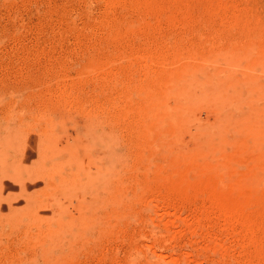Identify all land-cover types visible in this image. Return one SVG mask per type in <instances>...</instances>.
Masks as SVG:
<instances>
[{
	"label": "rangeland",
	"instance_id": "obj_1",
	"mask_svg": "<svg viewBox=\"0 0 264 264\" xmlns=\"http://www.w3.org/2000/svg\"><path fill=\"white\" fill-rule=\"evenodd\" d=\"M157 1L163 17L174 13L179 20L211 4ZM229 1L238 4V15L245 13L230 31L219 24L232 20L218 16L219 23L207 30L177 26V32L143 35L135 28L118 36L125 21L145 22L153 1L113 4L110 10V0H0V264H246L251 254L264 256V235L246 238L200 195L173 200L144 194L148 177L173 175L181 165L192 182L210 165L218 194L237 184L239 169H255L261 179L251 184L264 189V26L248 25L251 17L258 21L262 2ZM114 47L124 66L118 73L110 70L121 79L136 74H129L133 84L125 85L126 96L115 100L111 87L117 76L110 70L113 75L104 80L93 71L79 72L89 61H111ZM150 56L184 59L172 60L170 68L191 70L192 83L149 101L139 84L141 59ZM136 60L141 66L134 68L142 69H129ZM111 93L113 104L132 117L130 127L140 117L145 136L143 129L110 124V113L101 119L85 115L95 107L94 98L98 105ZM66 95L69 103L59 101L57 96ZM174 201L176 209L170 206ZM252 206L239 219L242 224L264 217L263 201Z\"/></svg>",
	"mask_w": 264,
	"mask_h": 264
},
{
	"label": "bare ground",
	"instance_id": "obj_2",
	"mask_svg": "<svg viewBox=\"0 0 264 264\" xmlns=\"http://www.w3.org/2000/svg\"><path fill=\"white\" fill-rule=\"evenodd\" d=\"M105 1H109V0H105ZM136 2L137 4L138 3H145V2H148V1H153V6L150 8V11L148 12V14L145 16V22H140L138 24H135L134 22H132V18H131V22L130 21H125L122 25L123 27L121 29L118 30V34L116 35H120V36H127V35H131V33L135 32V28L138 30L137 34L140 33V34H148V32H152L154 34L156 33H160V31H166L168 32V30H174V31H179L177 30V26H180L183 29H186V30H191V31H195L196 29L198 30H201V29H204L206 26L208 27V25L210 26L211 22H218L221 20L220 22V28L225 31V30H233L234 28H237L239 25H240V22H238L237 18H240V17H243L245 16V13L243 12L242 10V13L241 15H238L237 14V10H236V6L238 5L237 3H235L236 1L239 2V1H243V0H236L235 2L233 1V3H235L234 5L232 3H230V1H226V0H210V6L209 8L207 9V6H206V9H204L203 11L201 10L200 8V11L199 13L195 14V13H192V12H189V14H184V17L181 18V20L178 19L177 17V14L175 15L174 13L170 14L169 16H165L163 17L162 14L160 13V9L162 8L161 4H159V2L157 0H121V1H117V0H110V3L108 4L110 7H115L113 4H117L122 6L123 7L126 6L127 7H131V5H129V3L131 2ZM252 1V0H251ZM261 3V6H260V9H258V13H257V22L256 21H253L251 17L250 19V23L248 24L249 27H261V26H264V0H258ZM169 2V1H168ZM247 2V1H246ZM171 3V2H169ZM171 9H173V6L174 4H169ZM188 3V2H187ZM248 3V2H247ZM245 3V4H247ZM250 4V3H249ZM247 4V5H249ZM254 4V3H253ZM107 5V4H105ZM164 5V4H163ZM200 4L198 3V6ZM252 5V4H251ZM250 5V6H251ZM260 5V4H259ZM109 6L106 7L107 9H109ZM176 6V4H175ZM111 7V8H112ZM164 7H168V6H164ZM239 7V6H238ZM237 7V8H238ZM255 7V6H254ZM105 8V9H106ZM110 10H113V8ZM117 8V7H116ZM195 8V6H194ZM104 9V11H105ZM196 9V8H195ZM127 10V9H126ZM194 10V9H193ZM240 10V9H239ZM198 10H195V12H197ZM249 11V10H248ZM247 11V12H248ZM254 11V9H253ZM251 11V12H253ZM107 12V11H106ZM105 12V13H106ZM240 12V11H239ZM237 14V15H236ZM249 14V12H248ZM254 14V12L252 13ZM255 15V14H254ZM218 16H225L229 17L230 20L232 21H222V20H225L224 18L223 19H220L218 20ZM248 17V16H247ZM130 18V17H129ZM162 19L165 23L162 22ZM243 19V21L241 22H244L245 20V17L244 18H241V20ZM249 19V18H247ZM128 20V19H127ZM141 20V19H140ZM150 20H153L151 23ZM240 21V20H239ZM249 21V20H248ZM257 23V25H255ZM167 25V26H164V25ZM109 25V24H108ZM139 26V27H137ZM213 25L211 24L210 27H212ZM214 27V26H213ZM212 27V28H213ZM201 28V29H200ZM207 30V28H205ZM204 29V30H205ZM117 30V29H116ZM135 30V31H134ZM181 30V31H182ZM197 31V30H196ZM116 33V32H115ZM199 33V31H198ZM115 35V36H116ZM129 37V36H128ZM151 46H153L152 44H150ZM149 45V46H150ZM150 46V47H151ZM149 47V48H150ZM115 51L113 52V58L111 61H109L107 63V60H106V63H104V60H103V63H100L98 64L96 61L98 60H95V64L97 63L98 65H95L93 64L92 62L90 63L89 61V64L88 65H85L84 67L82 66V69L81 71L79 72H83V73H86V72H90V71H93L94 73H96V75H99V78H102V80L105 79V77H109L111 75H113L112 77H114L115 75H119V74H115L113 73L114 71L116 73L120 72V70L123 68L124 65H122V63H120V61H118V49H116V47H114ZM152 48H150L151 50ZM118 50V51H117ZM149 50V51H150ZM154 50V49H153ZM148 52V51H147ZM153 54V53H152ZM141 56V55H140ZM145 56V55H144ZM166 58H163L162 60H158L156 57L154 56H150L148 57L149 59L147 61H145L143 59V61L145 62H142V59H141V65H143V69L141 67H138V68H141L143 70V73H140L142 74V79H141V82H140V87H143L141 91H143V93L147 94L145 96H147V98L149 99L150 101V98H151V101H153L155 98H157V96H159L160 94H164L167 90H179L180 88L184 87V86H187L189 84L192 83V71L189 70L188 68L184 69L183 71H179L177 70L176 68H170L172 66V64H179L180 61H183V60H179L177 59L176 57H169V56H165ZM136 59V57H134ZM133 58V59H134ZM140 58V57H139ZM138 58V59H139ZM146 58V57H145ZM147 59V58H146ZM140 60V59H139ZM172 60H173V63H172ZM137 61V60H136ZM129 62V66L130 67L129 69L133 70V68L135 67L134 64L137 63L139 64L140 62L137 61V62ZM94 62V61H93ZM139 62V63H138ZM136 65V64H135ZM140 65V64H139ZM140 65V66H141ZM164 66V68L162 67L161 69L158 68L159 66ZM157 66V70L158 71H155V68ZM134 68L135 70L134 71H137L138 69ZM112 69V71L110 70ZM108 70H110L113 74H111L110 72H108ZM122 71V70H121ZM130 71V70H129ZM133 71V73H134ZM62 72V71H61ZM127 72V71H126ZM62 74V73H61ZM89 74V73H88ZM128 74V73H127ZM131 74V73H129ZM127 75L124 79H121V77L117 76L114 78V80L116 82H114L115 84L112 85L111 89H109V93L112 91L113 92V95L115 96V98L113 97L112 93L110 96L112 97H109V96H105L104 98H102L101 102H99L98 105L96 100L98 99H95L94 98V102L96 103L95 104V107H91L88 111H83L85 113V115L87 114L88 116H97V117H104V114L105 113H110V116L108 117V120H109V123L110 121H112L111 123L114 124L115 126H117L118 128L120 127L121 130L124 129V130H129V127L132 126L130 124H132V117L130 118V115L129 117L126 116V110H123V109H119L121 107H119V103L117 106H115L112 102L113 98L114 100L116 99V96L117 97H122V95L124 96L125 94V91L127 90L125 87V85L127 84H130L128 87L131 86L132 81V77L130 75ZM57 75V74H56ZM133 76V74H131ZM136 75V74H135ZM134 75V76H135ZM133 76V77H134ZM86 77V76H85ZM84 77V78H85ZM63 78V77H61ZM91 78V77H90ZM98 78V79H99ZM104 78V79H103ZM135 79V78H134ZM62 80V79H61ZM64 80V79H63ZM78 80V79H77ZM83 80V79H82ZM81 80V81H82ZM138 80V79H137ZM68 81V80H67ZM101 81V80H100ZM58 82V80H57ZM63 82V81H62ZM84 82V80L82 81ZM82 82H79V85H77L78 83H76L77 86H80V84ZM105 82V81H104ZM65 83V82H64ZM73 83V81H72ZM107 83V82H106ZM98 84V83H97ZM59 85V84H57ZM57 85L55 90H54V94L57 93ZM61 85V84H60ZM59 85V86H60ZM108 85V84H107ZM65 86V85H64ZM68 86V85H66ZM96 86V85H95ZM71 87V86H70ZM104 87V86H103ZM127 87V86H126ZM140 87H137L139 89V92H140ZM49 88V87H48ZM65 88V87H64ZM75 89V86H73L71 89ZM78 88V87H77ZM67 89V88H65ZM70 89V90H71ZM73 89V91H75ZM108 90V89H107ZM111 90V91H110ZM125 90V91H124ZM62 91V90H61ZM145 91V92H144ZM67 93V91H65ZM128 93L129 90L127 91ZM62 93V92H61ZM74 93V92H73ZM126 93V94H128ZM142 93V94H143ZM60 94V93H59ZM141 94V93H140ZM63 95V94H62ZM65 95V94H64ZM72 95V93H71ZM89 95V94H88ZM130 95V94H129ZM160 95V96H161ZM126 96V95H125ZM124 96V97H125ZM145 96L142 95V100L144 101L145 99ZM149 96V97H148ZM59 101L60 100H65L64 102H68L69 103V100L67 98V95L63 98L62 96H57ZM56 97V99H57ZM62 97V99H60ZM71 98V96H69ZM93 97V96H91ZM57 99V100H58ZM88 99V98H87ZM119 99V98H118ZM54 100V99H53ZM56 100V101H57ZM72 100V99H70ZM99 100V101H100ZM140 100V99H139ZM55 101V102H56ZM89 101V99H88ZM90 101H91V98H90ZM63 102V103H64ZM86 102V101H85ZM92 102V101H91ZM145 103H143L144 105L146 104V100L144 101ZM151 103V102H150ZM51 104V103H50ZM78 104V103H77ZM76 104V105H77ZM93 104V102H92ZM91 104V105H92ZM116 104V103H115ZM73 105V104H71ZM70 105V106H71ZM148 105V103H147ZM53 106V105H52ZM59 106V105H57ZM61 106V105H60ZM78 106V105H77ZM98 106V107H97ZM65 107V106H64ZM119 107V108H118ZM133 107V106H132ZM145 107V106H144ZM148 107V106H147ZM75 109L77 107H74ZM68 109V108H67ZM74 109V110H75ZM83 109V108H82ZM86 109V108H85ZM136 110V108H133ZM145 109V108H144ZM79 111V108L76 109V111ZM132 110V108H131ZM135 110H133L135 112ZM81 112V111H80ZM129 112V111H127ZM137 112V111H136ZM139 112H142L140 111L139 109ZM144 110H143V115H146L144 114ZM83 113V114H84ZM131 115H133L132 111H130ZM138 113V112H137ZM136 114V113H135ZM140 114V113H139ZM138 114V115H139ZM142 114L140 116H142ZM82 115V114H81ZM107 115H105V121L107 119L106 117ZM134 116V115H133ZM137 116V114H136ZM136 122L134 124V129H138V130H142L143 131V135L142 136H145L144 133H145V125L142 123L141 119L138 121V119L140 117H136ZM99 117V118H100ZM111 117V118H110ZM143 117V116H142ZM145 117V116H144ZM143 117V118H144ZM88 118V117H86ZM85 118V119H86ZM98 118V119H99ZM110 118V119H109ZM142 118V119H143ZM90 119V118H89ZM95 119V118H93ZM97 119V118H96ZM95 119V120H96ZM101 119V118H100ZM99 119V120H100ZM104 119L102 120V122L104 121ZM134 119V118H133ZM94 120V121H95ZM127 120H130L128 123ZM97 121V120H96ZM95 121V122H96ZM101 121V120H100ZM135 121V120H134ZM91 122H92V118H91ZM99 121H97L96 125H99L98 123ZM94 123V122H93ZM92 123V124H93ZM105 123V122H103ZM107 123V122H106ZM110 123V124H111ZM130 125V126H129ZM93 126V125H91ZM137 126V127H136ZM107 127V126H106ZM133 127H130L133 128ZM91 128V127H90ZM126 128V129H125ZM141 128V129H140ZM99 129V128H98ZM105 129V128H104ZM133 130V129H132ZM131 130V132H132ZM96 131V130H95ZM116 131V130H115ZM137 131V130H136ZM140 131V132H142ZM135 132V131H134ZM150 132H148L149 134ZM139 134V133H138ZM139 134V135H140ZM147 134V133H145ZM133 135V134H132ZM138 135V137H139ZM140 135V137H141ZM134 137V135H133ZM136 137V138H138ZM131 138V137H130ZM116 139V137H115ZM156 141V140H155ZM124 144V143H123ZM148 152V151H147ZM145 153H142L140 155V160L142 162V165L144 166V163L147 159H145ZM123 160V159H122ZM133 162V161H132ZM140 162V161H139ZM140 162V163H141ZM193 164V163H192ZM141 165V166H142ZM127 166V165H126ZM129 166V165H128ZM178 166V165H177ZM180 166V165H179ZM183 165H181V168H177L175 169V172L173 175H170L169 176H166V177H162V176H157V177H153V178H147V181H145V186H144V194L148 193V192H157L159 193L160 195L163 194L165 196H168V198L170 197H173V200L180 197V196H187V195H191V194H198L197 197H199V195L202 197V200H203V204H209V207H211L210 209L212 210V212H214L215 215L218 216L219 219H227L228 221L232 222L233 224L235 223L236 226H238V228L243 231L242 233H246L247 237L246 238H250V240L256 238V237H259V236H262L264 235V217H261L259 218L256 217V219H254V221H250L249 223H244L242 224L241 221H244V220H241L239 221V219H241L242 217V214L245 213L246 211H250L251 208L253 207L252 205H254L257 200L258 201H263L264 202V189L261 191L259 190V186H255L253 184H251V182H254L255 180H257L260 175L258 174L257 171H255L254 169V172L253 171H249L248 170H244L243 169H239L241 171L238 170V172L236 173V182L237 184L233 187H231L226 194L222 195V194H218V192H216L214 189V179H213V176L210 175L211 173V167L210 165H206L207 168H202L200 171H199V179L196 181V182H192L191 180L188 179V176H186V172L187 170H181V169H185L187 168V166L185 168H182ZM191 166V165H189ZM194 166V165H193ZM264 167V166H263ZM201 167H199L200 169ZM251 169V168H250ZM259 171L262 170L260 168H258ZM149 170V169H148ZM133 171V170H132ZM248 171V172H247ZM160 173V172H159ZM162 174V173H160ZM147 175V174H145ZM144 176V175H143ZM148 176V175H147ZM161 178V179H160ZM164 179V180H163ZM261 179V178H259ZM135 183L138 182L139 180L137 178L134 179ZM195 181V180H194ZM126 182V180H125ZM120 183V182H119ZM134 184V183H133ZM117 185V184H116ZM120 186V185H119ZM122 186V185H121ZM128 187V186H127ZM118 188V187H117ZM127 188H125L126 190ZM114 190H115V187H114ZM117 190V189H116ZM126 193V192H125ZM144 196V195H143ZM142 199V198H141ZM118 200V199H117ZM130 200V199H129ZM169 200V199H168ZM147 201V200H146ZM151 201V200H150ZM171 201V200H170ZM201 201V200H200ZM256 201V202H255ZM172 202V201H171ZM130 203V202H129ZM131 204V203H130ZM129 205V204H128ZM172 208L176 209L177 208V203L174 201L173 203H171L170 205ZM181 207V206H180ZM202 209L204 211H207L208 212V209L206 210L202 205H201ZM201 209V208H200ZM199 209V210H200ZM210 209H209V212H210ZM123 213V211H122ZM204 213V212H203ZM202 219V218H201ZM243 219V217H242ZM119 221V220H118ZM194 221V220H193ZM131 222V221H130ZM121 223V222H120ZM167 223V222H166ZM184 223V222H183ZM111 224H114L111 222ZM124 224V222H123ZM177 224V223H176ZM233 226V225H232ZM233 228V227H232ZM108 229V228H107ZM235 229V228H234ZM227 232H229V230H227ZM225 232V233H227ZM236 232V231H235ZM231 233V232H230ZM259 234V235H258ZM261 234V235H260ZM244 235V234H243ZM47 236H50L49 233H46V234H43V238H48ZM235 236V235H234ZM210 237V236H209ZM245 237V236H244ZM224 238V237H223ZM245 238V240H246ZM247 239V240H248ZM261 239V237H260ZM160 240V239H159ZM259 240V238H258ZM241 242V241H240ZM250 243V242H249ZM213 248V247H212ZM257 253V252H256ZM259 254H262L259 252ZM259 254H257V258L255 257L256 255H253L252 254L250 255V258L247 257L248 262L246 264H254L253 262H256L258 260L259 264H264V256H259ZM139 255V254H138ZM64 256V255H63ZM224 257V256H223ZM226 257V256H225ZM227 259V258H226ZM234 260V259H233ZM227 261V260H226ZM244 261V260H243ZM247 261V260H246ZM160 263V261L158 262ZM149 264H157V261H155L154 263H149ZM177 264V263H175Z\"/></svg>",
	"mask_w": 264,
	"mask_h": 264
}]
</instances>
